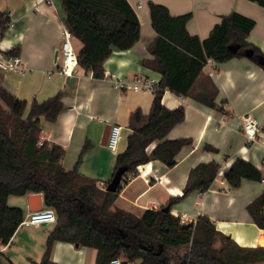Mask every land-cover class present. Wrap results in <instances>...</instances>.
Wrapping results in <instances>:
<instances>
[{
    "label": "trees",
    "instance_id": "16d2710c",
    "mask_svg": "<svg viewBox=\"0 0 264 264\" xmlns=\"http://www.w3.org/2000/svg\"><path fill=\"white\" fill-rule=\"evenodd\" d=\"M264 7V0H251ZM63 22L74 38L81 42L79 67L95 78L104 77V62L112 48L132 47L140 37V22L128 0H60ZM151 26L156 35L147 50L153 56L144 64L158 71L161 78L152 92L148 111L140 106L128 116L126 147L116 154L114 171L125 167L115 192L101 189L94 178L78 170L82 154L90 146L83 144L74 166L62 165L64 148L41 140V117L53 122L63 109L62 92L43 101L33 99L26 113L27 101L0 87V249L21 223L24 213L10 205V195L42 193L45 206L56 213L55 226L49 231L38 264H61L51 258L57 240L96 249L94 264H108L114 257L139 264H264V246L246 247L216 229L206 215L185 222L168 211L165 205L186 197L194 190H207L216 177L219 164L200 162L189 170L182 194L171 196L159 209H145L140 215L114 205L122 181L137 173L140 164L158 159L166 166L176 163V154L192 139L167 138L174 125L184 119V107L168 108L161 103L165 89L178 96H189L200 103L218 106V88L203 72L208 59L223 62L235 56H248L264 71V54L246 39L255 20L239 12L222 14L208 36L200 40L190 34L186 24L190 12L171 14L164 4L149 1ZM6 11H0L1 34L10 23ZM18 45L5 51L18 55ZM258 58L263 61L259 62ZM225 102V101H223ZM156 141L148 151L147 147ZM204 148L215 151L211 145ZM230 188L238 187L242 178L264 179L262 172L247 160L237 158L224 173ZM254 223L264 229V189L246 206ZM1 255V251H0Z\"/></svg>",
    "mask_w": 264,
    "mask_h": 264
},
{
    "label": "crops",
    "instance_id": "0c3cea01",
    "mask_svg": "<svg viewBox=\"0 0 264 264\" xmlns=\"http://www.w3.org/2000/svg\"><path fill=\"white\" fill-rule=\"evenodd\" d=\"M149 1L164 4L174 15L190 12L186 28L200 40L208 36L222 14L236 11L253 18L255 25L246 39L264 54V7L254 1L128 0L140 22L138 41L128 49L112 48L104 62L103 78H95L79 66L71 75H65L57 71L61 29L65 26L60 0H0V11L8 12L11 18L1 34L0 50L5 52L18 45V55L26 67L23 74L0 70V87L26 100V113L33 99L41 102L62 92L64 107L56 120L50 122L41 117L40 139L64 148L62 165L66 169L74 166L84 142L89 140L90 146L82 154L78 170L94 178L101 189L114 173L116 154L126 147L131 132L127 127L129 113L137 106L146 112L153 96L148 90L120 89L115 82L129 81L136 75L158 84L161 78L158 71L144 64L153 57L147 46L156 35L151 26ZM73 45L79 50L81 42L74 38ZM202 70L217 86L215 101L224 111L165 89L161 97L164 106L184 107V119L172 127L167 138L186 137L192 139V143L180 149L172 167L158 159L138 165L137 173L125 177L114 205L137 215L148 208L159 209L171 196L182 194L192 167L200 162L215 161L219 170L211 186L205 191L194 190L172 204L171 213L185 222L206 215L216 229L237 244L264 246V229L254 223L246 209L264 189V179L242 178L238 187L230 188L224 178L237 158L250 162L264 177V71L246 55L223 62L208 59ZM247 115L256 120L257 131L252 140L246 138L242 127L241 119ZM107 124L121 126L120 143L115 150L102 143ZM155 144L156 141L152 142L147 150ZM205 144L213 146L215 151L205 149ZM31 193L10 195L8 203L19 206L25 215L29 211L27 197ZM41 202L44 205L42 193ZM54 226L55 222L20 223L0 249V264H38L48 233ZM51 258L61 264H94L96 249L57 240L53 243ZM131 264H139V261Z\"/></svg>",
    "mask_w": 264,
    "mask_h": 264
},
{
    "label": "built area",
    "instance_id": "2783aa9c",
    "mask_svg": "<svg viewBox=\"0 0 264 264\" xmlns=\"http://www.w3.org/2000/svg\"><path fill=\"white\" fill-rule=\"evenodd\" d=\"M61 34L62 41L59 50L60 60L57 64V71L65 75H71L75 67L78 65V50L73 45L74 36L67 27H62ZM0 70L23 74L26 71V67L19 55H8L4 51L0 50ZM115 86L120 89L129 88L132 90H148L153 92L158 87V84H156L153 79L144 80L141 77L134 75L129 81L117 80L115 82ZM241 122L246 138L248 140L254 139L257 131L256 120L252 116L247 115L242 117ZM120 130V125H110L106 145L112 150H115L118 141L120 140ZM102 188L105 189L106 186L104 185ZM56 218L55 210L52 207L42 205V207L38 210H29L24 215L21 223H49L56 222ZM121 260L122 259L120 257H114L110 259L108 264H121Z\"/></svg>",
    "mask_w": 264,
    "mask_h": 264
},
{
    "label": "water",
    "instance_id": "95a60500",
    "mask_svg": "<svg viewBox=\"0 0 264 264\" xmlns=\"http://www.w3.org/2000/svg\"><path fill=\"white\" fill-rule=\"evenodd\" d=\"M252 50L248 49L245 50V55L246 56H251L252 55ZM259 62H262L263 60L261 58H258ZM110 129V124H107L104 128L103 134H102V139H103V144L106 143L108 132ZM125 172V167L120 166L118 167L110 180L108 181L106 185V190L110 192H115L117 189L118 184L121 182L123 173ZM28 210H38L42 207V202H41V193L40 192H34L28 195ZM35 199L36 202H32V200ZM170 209L169 205H165L161 208L162 211H168ZM121 264H131L129 263L126 259L121 260Z\"/></svg>",
    "mask_w": 264,
    "mask_h": 264
},
{
    "label": "rangeland",
    "instance_id": "374dc122",
    "mask_svg": "<svg viewBox=\"0 0 264 264\" xmlns=\"http://www.w3.org/2000/svg\"><path fill=\"white\" fill-rule=\"evenodd\" d=\"M149 109V108H148ZM146 111H148V110H146ZM119 142V141H118ZM120 143V142H119ZM119 143L117 144V145H119ZM95 177H97V176H95ZM122 183H123V181H122Z\"/></svg>",
    "mask_w": 264,
    "mask_h": 264
}]
</instances>
